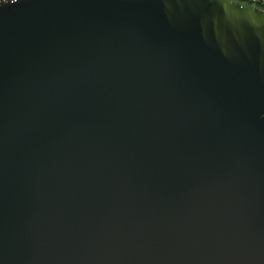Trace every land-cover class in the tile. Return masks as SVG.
<instances>
[{
	"label": "water",
	"instance_id": "obj_1",
	"mask_svg": "<svg viewBox=\"0 0 264 264\" xmlns=\"http://www.w3.org/2000/svg\"><path fill=\"white\" fill-rule=\"evenodd\" d=\"M0 264H264V12L0 0Z\"/></svg>",
	"mask_w": 264,
	"mask_h": 264
},
{
	"label": "built area",
	"instance_id": "obj_2",
	"mask_svg": "<svg viewBox=\"0 0 264 264\" xmlns=\"http://www.w3.org/2000/svg\"><path fill=\"white\" fill-rule=\"evenodd\" d=\"M245 5L254 6L264 12V0H231Z\"/></svg>",
	"mask_w": 264,
	"mask_h": 264
}]
</instances>
